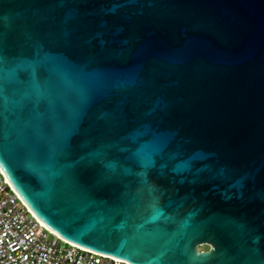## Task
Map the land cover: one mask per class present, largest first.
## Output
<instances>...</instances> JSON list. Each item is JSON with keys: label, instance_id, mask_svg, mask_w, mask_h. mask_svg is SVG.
Wrapping results in <instances>:
<instances>
[{"label": "water", "instance_id": "water-1", "mask_svg": "<svg viewBox=\"0 0 264 264\" xmlns=\"http://www.w3.org/2000/svg\"><path fill=\"white\" fill-rule=\"evenodd\" d=\"M0 167L82 248L264 264V0H0Z\"/></svg>", "mask_w": 264, "mask_h": 264}, {"label": "built area", "instance_id": "built-area-1", "mask_svg": "<svg viewBox=\"0 0 264 264\" xmlns=\"http://www.w3.org/2000/svg\"><path fill=\"white\" fill-rule=\"evenodd\" d=\"M0 264H127L74 245L49 230L0 167Z\"/></svg>", "mask_w": 264, "mask_h": 264}, {"label": "trees", "instance_id": "trees-1", "mask_svg": "<svg viewBox=\"0 0 264 264\" xmlns=\"http://www.w3.org/2000/svg\"><path fill=\"white\" fill-rule=\"evenodd\" d=\"M202 248H204V249H202L204 251H208L209 250V247L208 246H203Z\"/></svg>", "mask_w": 264, "mask_h": 264}, {"label": "rangeland", "instance_id": "rangeland-1", "mask_svg": "<svg viewBox=\"0 0 264 264\" xmlns=\"http://www.w3.org/2000/svg\"><path fill=\"white\" fill-rule=\"evenodd\" d=\"M199 249L202 250V249H204V248L200 247Z\"/></svg>", "mask_w": 264, "mask_h": 264}, {"label": "flooded vegetation", "instance_id": "flooded-vegetation-1", "mask_svg": "<svg viewBox=\"0 0 264 264\" xmlns=\"http://www.w3.org/2000/svg\"><path fill=\"white\" fill-rule=\"evenodd\" d=\"M210 249V248H209Z\"/></svg>", "mask_w": 264, "mask_h": 264}]
</instances>
